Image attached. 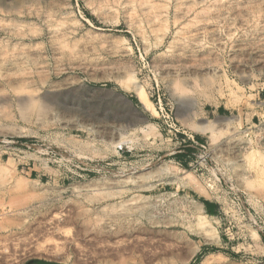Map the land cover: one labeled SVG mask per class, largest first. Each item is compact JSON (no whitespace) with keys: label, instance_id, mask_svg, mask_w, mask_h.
<instances>
[{"label":"rangeland","instance_id":"1","mask_svg":"<svg viewBox=\"0 0 264 264\" xmlns=\"http://www.w3.org/2000/svg\"><path fill=\"white\" fill-rule=\"evenodd\" d=\"M34 259L264 264V0H0V264Z\"/></svg>","mask_w":264,"mask_h":264},{"label":"bare ground","instance_id":"2","mask_svg":"<svg viewBox=\"0 0 264 264\" xmlns=\"http://www.w3.org/2000/svg\"><path fill=\"white\" fill-rule=\"evenodd\" d=\"M131 89L133 90V92L135 91L137 93V95H138L137 99H139V101H141L143 104H145L144 107L147 108V106L148 107L151 106V103L148 100L146 93L144 92V90L142 89L141 86H139L138 84H134V85H132ZM120 145H121V143H120Z\"/></svg>","mask_w":264,"mask_h":264},{"label":"water","instance_id":"3","mask_svg":"<svg viewBox=\"0 0 264 264\" xmlns=\"http://www.w3.org/2000/svg\"><path fill=\"white\" fill-rule=\"evenodd\" d=\"M29 263H31V264H58L55 262L43 261V260H39V259L31 260Z\"/></svg>","mask_w":264,"mask_h":264}]
</instances>
